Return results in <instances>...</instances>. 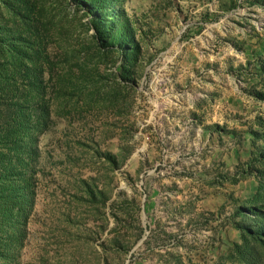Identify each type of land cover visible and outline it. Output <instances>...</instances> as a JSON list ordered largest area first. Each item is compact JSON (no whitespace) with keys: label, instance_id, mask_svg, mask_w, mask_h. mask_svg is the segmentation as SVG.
I'll list each match as a JSON object with an SVG mask.
<instances>
[{"label":"rangeland","instance_id":"rangeland-1","mask_svg":"<svg viewBox=\"0 0 264 264\" xmlns=\"http://www.w3.org/2000/svg\"><path fill=\"white\" fill-rule=\"evenodd\" d=\"M0 264H264V0H0Z\"/></svg>","mask_w":264,"mask_h":264}]
</instances>
